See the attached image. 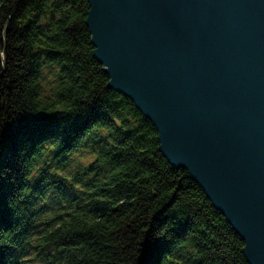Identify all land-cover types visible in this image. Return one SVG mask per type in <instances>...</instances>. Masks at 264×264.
<instances>
[{
  "label": "trees",
  "instance_id": "trees-1",
  "mask_svg": "<svg viewBox=\"0 0 264 264\" xmlns=\"http://www.w3.org/2000/svg\"><path fill=\"white\" fill-rule=\"evenodd\" d=\"M89 10L0 0V264H249L153 123L110 87ZM59 177L76 194L47 215Z\"/></svg>",
  "mask_w": 264,
  "mask_h": 264
},
{
  "label": "water",
  "instance_id": "water-1",
  "mask_svg": "<svg viewBox=\"0 0 264 264\" xmlns=\"http://www.w3.org/2000/svg\"><path fill=\"white\" fill-rule=\"evenodd\" d=\"M110 87L264 264V0H88Z\"/></svg>",
  "mask_w": 264,
  "mask_h": 264
},
{
  "label": "rangeland",
  "instance_id": "rangeland-1",
  "mask_svg": "<svg viewBox=\"0 0 264 264\" xmlns=\"http://www.w3.org/2000/svg\"><path fill=\"white\" fill-rule=\"evenodd\" d=\"M74 157L76 158V161L80 160L83 162L88 161L89 158L83 157L80 152H77ZM75 167L76 166L72 164V168ZM61 177H59L54 183L50 184L47 188L46 199L49 204L47 215H52L53 213L60 211L62 206L66 204L68 205L76 194V187L72 186L70 181L66 182V186L59 185V181L62 180ZM31 264H40V262Z\"/></svg>",
  "mask_w": 264,
  "mask_h": 264
},
{
  "label": "bare ground",
  "instance_id": "bare-ground-1",
  "mask_svg": "<svg viewBox=\"0 0 264 264\" xmlns=\"http://www.w3.org/2000/svg\"><path fill=\"white\" fill-rule=\"evenodd\" d=\"M190 172V171H189Z\"/></svg>",
  "mask_w": 264,
  "mask_h": 264
}]
</instances>
